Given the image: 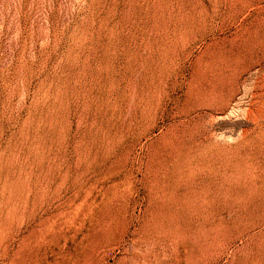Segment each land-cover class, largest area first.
<instances>
[{
	"label": "rangeland",
	"instance_id": "rangeland-1",
	"mask_svg": "<svg viewBox=\"0 0 264 264\" xmlns=\"http://www.w3.org/2000/svg\"><path fill=\"white\" fill-rule=\"evenodd\" d=\"M0 264H264V0H0Z\"/></svg>",
	"mask_w": 264,
	"mask_h": 264
}]
</instances>
